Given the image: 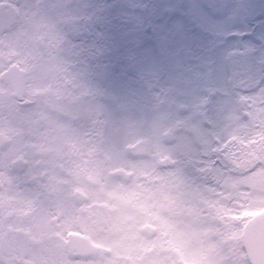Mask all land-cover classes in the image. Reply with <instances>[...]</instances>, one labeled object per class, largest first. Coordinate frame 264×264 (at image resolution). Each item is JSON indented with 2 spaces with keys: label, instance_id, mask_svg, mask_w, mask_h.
I'll return each mask as SVG.
<instances>
[{
  "label": "flooded vegetation",
  "instance_id": "af4514ba",
  "mask_svg": "<svg viewBox=\"0 0 264 264\" xmlns=\"http://www.w3.org/2000/svg\"><path fill=\"white\" fill-rule=\"evenodd\" d=\"M27 4L31 5V0H0V68H4L0 76L17 65L25 77L24 86L20 83L16 91L0 80V261L58 264L61 256L63 264H127L129 239L134 238L143 250L151 245L159 256L163 253L161 245H167L176 264L182 242L175 240L176 232L178 237L180 234L174 224L160 225V218L165 216L163 208L156 224H136V233L127 237V181L109 177L122 168H116L109 155L84 157L81 138H67L69 92L39 86L47 79L43 66L51 30L37 10L39 5L27 15ZM15 32L22 33L20 41L2 40L3 35ZM20 52L26 59L18 63ZM21 96L29 103H21ZM222 149L216 141L211 150L216 160L227 157L216 155ZM174 180L170 182L174 184ZM115 185L124 186L122 207L116 205ZM163 188L172 193V186L164 180ZM176 196L175 202L166 201L167 206L178 209L179 192ZM116 218L122 219L123 230L113 234ZM146 225L157 229L153 238L142 235ZM177 226L182 229L185 225ZM84 238L100 251H83ZM241 243V234L232 235L231 241L225 242L226 248L219 251L221 256L211 262L220 264L230 258L232 264H243ZM183 256L182 264H192Z\"/></svg>",
  "mask_w": 264,
  "mask_h": 264
},
{
  "label": "snow or ice",
  "instance_id": "6c2138e0",
  "mask_svg": "<svg viewBox=\"0 0 264 264\" xmlns=\"http://www.w3.org/2000/svg\"><path fill=\"white\" fill-rule=\"evenodd\" d=\"M187 7L191 22L168 14L173 6L162 0H53L63 26L54 25L47 36V79L39 86L99 98L96 107L116 129L137 111L171 101L186 104L202 92L255 100L260 91L264 106V20L259 30L213 23L218 19L211 8L196 2ZM25 59L20 52L18 63ZM257 73L255 89L232 87L256 80ZM241 251L243 264H264V234L242 242Z\"/></svg>",
  "mask_w": 264,
  "mask_h": 264
},
{
  "label": "rangeland",
  "instance_id": "374dc122",
  "mask_svg": "<svg viewBox=\"0 0 264 264\" xmlns=\"http://www.w3.org/2000/svg\"><path fill=\"white\" fill-rule=\"evenodd\" d=\"M164 2H167L173 6V9L176 11L170 15H175L177 18L182 20H188L190 21L189 16V8L187 7L193 2L200 3L199 0H164ZM220 0H209V3L211 4H217ZM37 3V0H31V5L27 4V7L24 8V12L27 15H31V10L35 8ZM53 0H49L42 4V11L43 15L54 13V10L52 8ZM6 7V6H5ZM8 9V8H6ZM213 23H222L220 21H213ZM53 24L57 26V20H53ZM19 29V26L16 27V32ZM23 30V29H22ZM9 33V35H3L4 40H9L10 43H16L14 40L15 35L18 33ZM42 36V35H41ZM40 37V34H38V38ZM259 55V53H257ZM259 76V73H258ZM259 83V79L253 80L252 84H254V88L257 87V84ZM253 88V89H254ZM256 98L259 95V98L261 97L260 91L257 92ZM240 97V96H238ZM245 99H247L248 103H251L253 99L244 96ZM205 100L204 92L200 94L199 97H194L189 100L188 103H180L182 106L185 107H197L203 104ZM224 101V100H223ZM98 104V103H97ZM214 104V103H213ZM93 105V104H92ZM90 104L85 103L84 107L83 104L81 105L82 109L80 111L79 106L71 110V112L68 114V116L76 117V119L79 120V125H82V133H80L81 140H85V138L89 137V135H86V131L90 130V128L93 126V122L95 119L98 118V116L103 119L104 128L100 130V134L103 135L104 148L107 151V154L110 156V159H113L116 167H126L129 171H132L134 173H137L141 176V173H147L150 170L153 169V161H133L131 157L126 156L125 147L129 149L130 147L134 148L137 143H139V134L136 132V128L138 127V130H142L141 133L142 136H146L150 142L153 151L160 157L163 156H169L173 160H178L179 157L178 153H186L188 158L194 160L193 163L198 162L199 165L197 168L199 170H202L210 163H213V159L208 156L211 152V146L209 145L210 135H208L209 132L213 133V135L219 139L222 140L223 143L228 141H240L239 137L244 141L248 142L249 144L253 140H261L264 137V129L260 128L259 132L251 130L250 126H248L247 123H245V120L242 119L236 114L233 102L231 100L226 102H221L220 100H217L216 107L217 112L210 116L212 119L211 123L213 125V128H201L202 123L199 120V122H196V120L192 116V112L186 113V115L183 116H177L172 118H169L165 113L161 112H148L147 115L139 117L138 115H129L127 119L124 121L123 125L119 128H113L110 123L107 122V118L105 115L97 114V115H91V111H87ZM91 108H93L91 106ZM262 111H264V107H261ZM249 111V110H248ZM69 112V111H68ZM88 113L91 117L84 116ZM139 114H142L141 111L137 112ZM247 113V112H246ZM67 116V117H68ZM251 117V115H249ZM264 121V117H261ZM171 121H181L184 125L185 129L181 130L180 132H174L173 134L170 132L169 128L171 127L168 125ZM210 121V119H209ZM199 125H197V124ZM142 126V128H140ZM204 126V125H203ZM79 130L77 131H69L67 130V138L73 139V138H79L78 134ZM257 134V136H256ZM238 136V137H237ZM256 136V137H255ZM197 137V139H200L202 144V149L198 148L192 139ZM255 137V138H254ZM114 138V148H112V139ZM138 140V141H137ZM181 145L182 150L177 152V150L173 147L174 145ZM90 147L88 145L84 146L83 155L84 157H88L90 154ZM235 152V151H234ZM261 152L258 151H252L249 155H245V158L240 159L239 162H237L233 167H230L231 171L236 170L238 171L240 167H243L246 161L251 160V157H258V155ZM169 154V155H167ZM127 159V160H126ZM210 163H206L204 161H209ZM254 160V159H252ZM260 162V161H259ZM179 166V165H178ZM247 168V166H244ZM243 167V168H244ZM242 168V169H243ZM180 169V168H179ZM177 169V170H179ZM212 176L211 180L215 184V186L220 190V193H218L219 199L216 202L217 210L215 211L213 207L204 209L203 208V198L201 197L198 183L190 184V181L185 179L180 173H177L178 175V181L176 183V187L172 189V193L168 189H162L161 191L154 192L153 195V201L154 205L156 206L155 209L157 211H161V208L165 211V216L160 218V225L163 227H167L168 224L171 225L174 224V228H178L179 231V237L176 232L175 240L177 242H181L178 251L176 253V264H182L181 258L185 252L186 254L183 256V259L185 257V260H190L192 264H196L197 261H199L201 258H204V255L206 253V244L204 240L201 241L199 244L198 240L202 239V232L200 230V226L193 223V225L187 224V220L184 217L186 216V213H191L193 216L200 217L201 214L205 215L207 219L210 221H213L216 218L215 213H217L218 217L222 218L225 223L232 224L234 219L242 217L244 215L245 217H248L250 215H253L257 210H259L262 206L264 208V165L256 164L254 167L251 168V170L246 174V178L243 180L239 176L234 177H227L224 178L222 176V172H219L221 169L218 165L214 164V166L211 168ZM193 174L196 175V171H192ZM209 172V171H208ZM165 174L158 171L156 176H149L145 177L144 180L148 184L155 185L156 184V178H164ZM139 178V177H138ZM137 178V179H138ZM138 182V181H137ZM202 188V186H200ZM130 191H133L136 189L133 188V186L129 187ZM184 189H187L189 191H186ZM203 189V188H202ZM117 188H115V194H116ZM241 190L243 192H241ZM253 190V192L251 191ZM187 192L188 195L184 196L181 199V206L183 208L184 214L180 216L179 211L175 210L176 208L167 206L166 201H176V193L175 192ZM211 191V190H209ZM236 192L235 193V199L237 201H242L244 199H247L250 201L248 204V209H244V212H238L237 209L239 208V205L236 201H233L231 203L224 202L228 197H226L227 192ZM245 191H249L248 193ZM170 192V193H169ZM161 193V196H160ZM226 193V194H225ZM225 194V196H224ZM118 195L117 197H119ZM117 199V198H116ZM129 199V198H128ZM159 199H162L161 201H158ZM130 200V199H129ZM134 201V197L132 198ZM202 200V201H200ZM117 201H119L117 199ZM138 203L142 204L143 200L139 199ZM171 205V204H170ZM183 215H185L183 217ZM136 214L131 211L128 215V221H127V237L129 234L134 235L135 234V225L136 222ZM186 220V221H185ZM189 221L193 222L192 219ZM177 224L181 225L184 224L185 226L182 227L183 230L186 229V233H182L183 230L177 226ZM123 230V223L122 219L116 218L115 223L113 224V230L112 233H122ZM198 230V231H197ZM194 240V241H193ZM193 244H195V248H193ZM45 246H47L45 244ZM193 248V249H192ZM154 249L148 246L146 249L141 250L140 249V243L134 238L129 239V249L127 248V253L130 255V259H128L127 264H159V262H156V258H154ZM161 252H163L160 256L159 261L160 264H174L175 260L172 258V251L169 249V247L165 244L161 245ZM58 255L57 257H59ZM38 257V256H37ZM58 259V264H63L62 257L60 256ZM212 258H209L205 264H214L211 260ZM53 260H56L55 257ZM57 261V260H56ZM72 262V261H71ZM55 264L57 262L54 261ZM186 263V262H185ZM82 264V263H79ZM88 264V263H87Z\"/></svg>",
  "mask_w": 264,
  "mask_h": 264
},
{
  "label": "clouds",
  "instance_id": "9594fccd",
  "mask_svg": "<svg viewBox=\"0 0 264 264\" xmlns=\"http://www.w3.org/2000/svg\"><path fill=\"white\" fill-rule=\"evenodd\" d=\"M200 4L206 8H211L218 21L222 23H231L234 25H251L257 28L264 20V0H220L215 7L209 3V0H200ZM240 9V15L233 17V13ZM259 30V29H258Z\"/></svg>",
  "mask_w": 264,
  "mask_h": 264
},
{
  "label": "water",
  "instance_id": "95a60500",
  "mask_svg": "<svg viewBox=\"0 0 264 264\" xmlns=\"http://www.w3.org/2000/svg\"><path fill=\"white\" fill-rule=\"evenodd\" d=\"M144 151L143 153L137 154L135 156H148L150 147L147 141L143 142ZM167 160L162 161L163 164H167ZM130 175H127L129 178ZM253 234H264V212L255 216L252 220H250L244 229V242H246Z\"/></svg>",
  "mask_w": 264,
  "mask_h": 264
},
{
  "label": "trees",
  "instance_id": "16d2710c",
  "mask_svg": "<svg viewBox=\"0 0 264 264\" xmlns=\"http://www.w3.org/2000/svg\"><path fill=\"white\" fill-rule=\"evenodd\" d=\"M162 2H164V0H162ZM164 3H167V2H164ZM176 10L175 9H173L170 13H168V14H172V13H174ZM258 74V73H257ZM252 82H253V80H249L247 83H244V84H242L243 85V87H250V86H252ZM159 109H163V110H165V106H164V104H162L161 106H160V108ZM146 109H143V110H140L141 112H142V114H139V113H137V112H139V111H137L135 114H133V115H142L143 116V113H144V111H145ZM153 110H157L156 108H153V107H149V110L148 111H153ZM239 148H240V150H241V153H244L245 155H249L252 151H256L257 149H258V151L259 152H261L259 155H258V157H251V160H250V162L249 161H246L245 162V166H247V165H250V164H252L253 163V161H255V160H258V161H260V163H261V165H264V140H261V141H259V143L258 144H256L253 148H246V150H244L243 151V147H241V146H239ZM226 154H227V151H226ZM243 158V157H242ZM244 158L246 159V157L244 156ZM252 159H254L253 161H252ZM246 178V177H245Z\"/></svg>",
  "mask_w": 264,
  "mask_h": 264
}]
</instances>
